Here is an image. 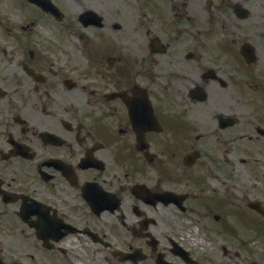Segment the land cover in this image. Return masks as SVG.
<instances>
[{
    "label": "flooded vegetation",
    "instance_id": "af4514ba",
    "mask_svg": "<svg viewBox=\"0 0 264 264\" xmlns=\"http://www.w3.org/2000/svg\"><path fill=\"white\" fill-rule=\"evenodd\" d=\"M247 256L264 0H0V264Z\"/></svg>",
    "mask_w": 264,
    "mask_h": 264
},
{
    "label": "rangeland",
    "instance_id": "374dc122",
    "mask_svg": "<svg viewBox=\"0 0 264 264\" xmlns=\"http://www.w3.org/2000/svg\"><path fill=\"white\" fill-rule=\"evenodd\" d=\"M233 221H235V219L232 218V221L231 222H233ZM233 223H237V222H233ZM251 261H252V256H247V258H246V264H250Z\"/></svg>",
    "mask_w": 264,
    "mask_h": 264
}]
</instances>
